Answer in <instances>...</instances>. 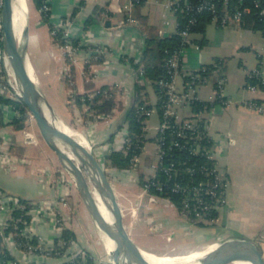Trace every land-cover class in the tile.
<instances>
[{
  "label": "crops",
  "instance_id": "1",
  "mask_svg": "<svg viewBox=\"0 0 264 264\" xmlns=\"http://www.w3.org/2000/svg\"><path fill=\"white\" fill-rule=\"evenodd\" d=\"M48 1L51 6L50 20L44 19L42 10L36 5L35 0H33L34 7L32 11L29 7V21L31 12H33L36 25L47 26L46 32L49 36L48 43L42 39L43 31L35 28L30 32L29 22L26 50L35 73L37 75L36 67L28 50L31 41L37 46L42 45V43L45 46H50V55L63 61L60 72L61 78L65 80L69 88L68 105L71 110V122L67 123L62 119L52 106L55 113L66 125L74 127L87 140L90 141L95 136L98 142L104 139L113 142L115 139L114 131L118 128L127 127L123 120L124 113H118L115 110L110 119L111 124L104 123V121H84L83 127H77L72 123L73 117L77 113L86 114V111H84L85 106L80 107L76 101L72 102L69 99L72 95L93 92L101 86L115 82H122L130 90H133L136 84V67L132 65L130 59H140L148 36L166 37L171 35L175 31V15L168 9L167 0H147L135 6L132 10L137 23L119 26L118 23L127 14L120 10L123 0ZM70 15H73L74 18V29L77 31V38L84 40L85 45H103L107 47L108 52L106 55L99 57L98 60L92 59L88 62L86 60V50L89 46H84V49L76 56L75 60L63 54L59 43L52 35V25L61 23L65 17ZM107 21H110V23L108 24ZM210 23H213L221 31H225L227 35L235 36L236 44L231 48L233 55L254 50L261 59L255 69L245 70L240 84L245 88V91L235 96L228 94L225 89L227 80L226 75L223 73L225 56L212 54L211 61L201 60L203 47L213 46L220 42L219 39L207 36L206 30L204 33L195 31L192 33V42L186 51L188 68L195 69L200 65L220 63L219 72H212L210 77L213 74H218V78L222 77L224 92L234 101L228 106H218L214 111L207 112L211 132L221 146L220 163L231 180L228 190L229 201L221 209L220 222L215 226L198 225L186 219L179 213L176 206L169 205L166 200L161 199L159 202H153L143 190L140 180V175L147 176L152 164L155 162L156 145L152 140L148 141L141 154L139 172L136 176L137 179H135L137 181L131 183L130 187L123 189L119 186L120 184L114 183L117 198L124 212L125 225L135 242L145 251L160 254L168 251L195 250L201 248L204 243L215 241L213 244H217L225 239L239 236L258 237L260 233L264 232V114L239 104V102L248 98L264 100V89L257 87L252 90L247 86V75L249 73L259 71L264 76V43L262 44L259 40L253 39V33L258 29L239 24L220 26L214 21ZM261 31L264 34V31ZM52 45L56 46L59 51L52 48ZM123 54L128 59L123 57ZM239 57L240 63H244L243 56L240 54ZM68 66L72 74L71 78L68 77L66 72ZM218 78L215 80L208 78V81L200 87V93L204 98L209 96ZM177 83L179 87H182L183 78L179 77ZM37 84L45 95L40 86V78ZM147 86H151V84ZM148 93L150 95L149 90ZM132 100L133 96L122 100V107L125 105L126 109ZM118 110L122 109L119 108ZM180 110L185 115L189 113L190 108L181 107ZM156 116L157 122L155 124L157 125L159 117ZM6 121H8L6 125L0 126V143L9 139L8 151L14 158L11 163H3L0 160V188L3 193L38 202L61 199L60 195L64 189L63 183H59L58 179L54 182L52 179L47 181L46 177L48 173L53 171H56L57 176H59V170L62 169V166L64 167L58 155L50 148L43 135L44 147H41L39 146V140L36 138L33 140V138L25 137L26 127L18 128L8 116ZM19 132L23 133L22 138L18 137ZM11 146L13 150L10 148ZM35 146L39 151L38 154L32 152ZM64 199L65 203H59L55 208L62 226L60 227L55 222L54 216L48 213L35 221L36 236H41L46 243H52L60 235L62 228H69L75 232L76 240L67 250L89 252L92 263L87 261L82 263L67 262L70 260L69 255L56 254L50 257L34 256L32 262L41 264H106L109 257L108 244L89 213L78 187H68ZM83 210L88 212L89 215L84 213ZM128 210L129 212H127ZM152 218L162 225L163 232L154 234L150 231V220ZM6 219L7 214L0 210V222ZM169 233L174 234L171 240L166 238ZM139 237L147 239L149 237H161L165 240V244H157V242L154 244L153 240L148 245H142L138 241ZM260 242L264 254V239ZM62 244L60 245L63 246ZM7 247L17 259L24 263H32L27 260L26 255L16 244L10 241L7 242Z\"/></svg>",
  "mask_w": 264,
  "mask_h": 264
},
{
  "label": "built area",
  "instance_id": "2",
  "mask_svg": "<svg viewBox=\"0 0 264 264\" xmlns=\"http://www.w3.org/2000/svg\"><path fill=\"white\" fill-rule=\"evenodd\" d=\"M147 0H123L121 9L126 12L120 22L119 26L126 25L128 23H137V19L133 16L132 10L139 3L145 2ZM245 1H249L255 7V12L259 14L264 19V0H167L168 9L175 15V32L181 37L182 45L179 49L175 50L167 59L166 67L169 75L165 78L159 79V84L163 88L166 100L160 106L163 110L162 114L159 113V109L156 105L147 108L140 106V114L143 116L145 137L142 147V152L146 148L148 141L152 140L156 145L155 152V162L152 164L150 172L145 176V183H142L143 190L150 193L151 195H156L164 199L170 200L178 209L179 213L195 221L196 223H202L203 225H213L218 223V215L212 214V212H219L222 207L228 204V190L230 186V177L227 172L222 171L219 167L218 153L221 150L219 141H217L209 125L207 112L214 111L218 106H228L234 101L230 99L224 92V81L222 77H219L217 83L211 89V93L207 98H204L200 93V87L207 82V79L200 75V71L205 69V65H200L199 67L192 69L188 68L186 64V51L188 44L191 43V29L197 23L198 16L203 12H211L214 17L213 21L220 26H228L232 24H243V17L246 12L251 8L243 5ZM4 0H0V95L4 97L11 98L13 100H20L21 90L19 88L16 76L8 64L6 54L3 46V28H2V8ZM49 1L46 0L41 8V10H50ZM183 14L187 17V21L184 25H180L179 15ZM59 29H62V39L59 43L60 49L63 54L75 60L76 56L82 52L85 43L84 40L77 38V31L74 29V18L72 15L63 19V21L52 28V35H57ZM75 39H78V43H75ZM87 58L86 60L90 62L92 59L97 57H102L108 52L107 47L91 46L87 48ZM125 57L126 55H122ZM127 58V57H125ZM128 59V58H127ZM216 68L213 72H219L220 63L215 62ZM67 75L71 78L70 67L67 68ZM259 72V71H255ZM185 76L189 79H185ZM183 78L182 87L178 86V78ZM135 79L136 83L140 85L150 84L149 78L145 75L142 66L135 68ZM110 88L102 89L98 88L93 92L83 93L81 100L90 99L92 102L96 93L103 91L104 95H111L116 92L117 101L125 100L130 98L135 94L134 89L130 90L122 82H115L110 84ZM250 89H256L255 85H248ZM211 101L215 102L214 105L209 109L199 108L194 109L196 101ZM71 101H75V96H71ZM118 104V102H117ZM239 104L248 107L251 110L257 111L264 114V100L260 101L257 98L245 99ZM88 105H92L88 103ZM188 107L190 111L188 114H182L180 108ZM0 109L8 117L18 116L19 110L15 105L3 103L0 100ZM90 109V108H88ZM100 116L105 117L107 114L101 113ZM152 115H158L159 122L156 127H149L148 118ZM68 127L76 132L75 137L79 140L83 139L84 144H88V140L77 130ZM154 129V130H152ZM115 139L112 142L113 148L123 149L127 151L132 143V137L129 134L128 127H125L118 135L115 133ZM170 137L167 140V137ZM213 140L210 145L207 143ZM81 141V140H80ZM173 147H179L181 149L188 150L192 155H201L211 160V164L197 165L195 163H188L187 160L183 161H171L167 167H163L164 171L171 177H183L188 174L193 177L197 172H201L207 176V180H202L199 183H194L189 181L188 183H181L182 180L176 181L171 185L173 192L182 193L181 203L179 207L173 202L170 197L159 195L154 193L153 188L163 191L164 183L152 179L156 175L157 168L164 160L165 155ZM9 139L0 143V160L3 163H11L14 156L8 151ZM96 154V153H95ZM142 154V153H141ZM141 154H135L131 158L130 166L127 168V172H130L133 179H137L132 173L139 172V166L141 163ZM97 155V154H96ZM101 164L104 166L111 180V177L116 178L115 172L109 170L108 167L104 165V161L100 159ZM112 181V180H111ZM113 182V181H112ZM66 190V189H65ZM65 192V193H64ZM64 198L67 191H64ZM62 196V201L65 203V199ZM60 201V200H59ZM57 201H46L43 200L39 202L36 206L28 209V213L31 215V219L27 220L21 216L16 218V227L18 223H23L21 228V234L28 241L36 236L35 232V221L37 218L51 213L54 216L55 222L61 227V220L56 213ZM16 207L26 208L24 203H20L19 198L15 195L0 194V210L7 214V219L0 222V235H5L4 227L8 223V219L13 216V210ZM219 214V213H218ZM15 233L10 232L9 235L4 236L5 244L7 242H12L16 244L19 248L20 245L16 242L14 238ZM37 243H27V249L23 250L28 261H33L34 256L50 257L52 255H69L70 259L75 258L79 252L75 251H56V245L54 242L46 243L41 236H37ZM10 250V249H9ZM112 250H108L109 257L107 258L106 264H117ZM10 251L9 256H12ZM36 263V262H32ZM0 264H24L20 259L9 257L8 259L1 256L0 251ZM41 264V263H37Z\"/></svg>",
  "mask_w": 264,
  "mask_h": 264
},
{
  "label": "trees",
  "instance_id": "3",
  "mask_svg": "<svg viewBox=\"0 0 264 264\" xmlns=\"http://www.w3.org/2000/svg\"><path fill=\"white\" fill-rule=\"evenodd\" d=\"M46 0H35L36 5L41 9L44 2ZM144 3V2H142ZM139 3L138 5L142 4ZM243 5L248 6L251 8L248 12L245 13L243 17V24L244 26H249L253 29H260L264 31V19L255 12V7L252 5L251 2L245 1ZM43 17L45 20H50L51 12L50 10L44 11L42 10ZM127 15V14H126ZM73 16V15H72ZM214 15L211 12H203L198 16L197 23L192 27L191 32H202L204 33L206 30V26L208 23L213 21ZM66 18V17H65ZM64 18V19H65ZM187 21V17L183 14L179 15V22L180 25H184ZM54 25H52L53 28ZM62 29H59L57 32V35L54 36L55 40L60 43L62 39ZM192 33H191V42H192ZM78 39H75V43H78ZM182 45L181 37L178 33L175 31L166 37H160L158 35H150L146 39V46L143 50L142 56L139 60H135L134 58L130 59V62L133 66L139 67L142 66L145 72V75L149 78L150 84L152 87H154L158 100L155 104H152L149 100V93L147 89V85H140L139 83L135 84L134 91L135 94L133 95V100L131 104L125 109L123 120L124 123L127 124L128 131L130 136L133 138L132 143L130 147L127 149V151H124L123 149H118L109 154V157L111 159V163L114 166H117L119 168H128L130 166L131 158L135 154H141L142 153V147L144 141L147 140L145 137V131H144V123H143V116L140 114V106H144L147 108H150L154 105H156L159 109V113L162 114L163 110L160 108V106L163 104V102L166 100V95L161 88L159 84V79L165 78L169 75L166 67V62L168 57L177 49H179ZM190 45V44H188ZM86 47H91L93 45H85ZM188 48V46H187ZM99 57L95 58L98 60ZM216 66L214 63L212 64H205V69L200 71V75L207 79L210 78L211 73L214 71ZM185 79H189V77L185 76ZM217 83V81H216ZM215 83V84H216ZM255 85L261 89H264V76L260 72H251L247 75V86ZM111 85H104L102 89L110 88ZM75 101L77 104L82 107L83 104L91 103L90 106L94 113L96 114H112L114 112V109L117 105V95L116 92L112 93L111 95H104V92L101 90L96 93L95 97L93 98L92 102L90 99L81 100L82 94H76ZM0 100L3 103L6 104H12L15 105L16 108L19 110L18 116L11 117V122L14 123L18 128H23L25 126L26 120L29 118V109L26 106L25 102L22 98L20 100H13L8 97H4L0 95ZM262 101V99H258ZM215 102L203 100V101H196L194 105V109L198 110L199 108L203 109H209L214 105ZM7 116L5 113L0 109V126H4L8 123L6 121ZM113 139V138H112ZM170 137H167V140H169ZM212 139L207 144L210 145L212 143ZM13 150V147H10ZM187 160L188 163H195L197 165L202 164H211V160L207 159L204 156L201 155H192L188 150L181 149L179 147H173L168 151V154L165 155L163 162L159 167L157 168L156 175L152 177V179L163 182L164 188L163 191H159L156 188H153V192L157 193L159 195L170 197V199L175 202L177 206H181V199H182V193L180 192H173L171 189V185L174 184L176 181H181V183L185 184L189 181H192L194 183H199L202 180H207V176L201 172H197L193 177H190L188 174H185L183 177H171L169 178L168 174L164 171L163 167H167L171 161H183ZM141 183H145V176L140 175ZM3 191L0 188V194H2ZM4 194V193H3ZM18 197V196H17ZM20 203H24L26 208L16 207L13 210V216L11 219H8L7 225L4 227V233L5 235H9L10 232L15 233L14 238L16 242L20 245V248L25 250L27 249V243H37L38 238L37 236H34L29 241L23 237V235L20 233L21 228L23 227V223H18V227H16V218L18 216H21L27 220L31 219V215L28 213V209L31 207L36 206L39 202L34 201L32 199H27L23 197H18ZM217 212H212L214 215H218ZM192 221V220H191ZM196 223L195 221H192ZM198 225H203L202 223H196ZM217 223L210 225L215 226ZM207 226V225H203ZM0 235V251L1 256L3 258L8 259L9 257L15 258L14 255L9 256L10 250L5 244L4 236ZM76 240V234L74 231H72L69 228H62V231L59 236L56 237L54 244L56 245V251H60L61 253L67 250L71 244ZM63 243V244H62ZM62 244L63 246H61ZM56 254V253H54ZM59 255V254H56ZM89 262L92 263V258L90 257L89 252H79L78 255L75 258L70 259L67 262L72 263H82V262ZM24 264H37V263H24Z\"/></svg>",
  "mask_w": 264,
  "mask_h": 264
},
{
  "label": "water",
  "instance_id": "4",
  "mask_svg": "<svg viewBox=\"0 0 264 264\" xmlns=\"http://www.w3.org/2000/svg\"><path fill=\"white\" fill-rule=\"evenodd\" d=\"M13 3L14 0H4L2 8L3 46L8 64L18 81L23 101L34 116L45 141L74 179L95 224L114 241L112 254L117 264H155L146 257L145 250L130 235L115 186L97 155L77 137L64 129H56L54 120L64 124L65 122L55 113L29 72L13 27ZM98 197L106 203L113 217L111 222L98 208ZM243 259L254 264H264L262 244L257 237L239 236L225 239L217 243L207 256L196 264H229Z\"/></svg>",
  "mask_w": 264,
  "mask_h": 264
},
{
  "label": "rangeland",
  "instance_id": "5",
  "mask_svg": "<svg viewBox=\"0 0 264 264\" xmlns=\"http://www.w3.org/2000/svg\"><path fill=\"white\" fill-rule=\"evenodd\" d=\"M28 4H29V7L32 11L33 7H34L33 0H28ZM29 22H30V32L35 30V28L43 31L44 34L42 36V39L45 40V42L49 43V36H47V32H46L47 26L36 25V20H35V17L33 15V12H31L30 21L28 19V25H29ZM28 27H27L26 32H28ZM206 35L211 37V38H214V39H219L220 42L217 44H214L213 46L203 47V49L201 50V60L202 61H211L212 60V58H211L212 54L225 56L224 64H223L224 65L223 73L226 75V79H227L226 83H225L226 92L228 94H232L235 96L240 95L241 93H243L245 91V88L242 85H240L241 80L245 74V70L246 69L247 70L255 69L257 67L258 63L261 62V59L257 56V54L254 50H251L250 52H247V53H245V52L240 53L244 58V63H240V59H239L240 54L233 55L231 52L232 46H234L236 44L235 36L227 35L225 31H221L220 29L216 28V26L213 23H209L207 25ZM253 39H257L263 44L264 43L263 32L259 29L256 30V32L253 33ZM20 42H21V44H23L24 40H21ZM52 48H55L57 51H59L56 46L52 45ZM49 49H50V46H48V45L45 46L44 43H42V45H40V46H37L32 41L28 46L30 56H31L32 61L36 67L37 75L40 78L41 88L44 90L47 99L50 101V103L55 108V110L60 115V117L62 119H64L67 123H70L71 122V110H70V107L68 105L69 88L67 87L65 80L63 78H61V72H60L61 68L63 66V61L58 60L56 58H53L50 55ZM263 63H264V57H263ZM217 78H218V74H215V75L213 74L210 77V80H215ZM101 87H103V86H101ZM101 87H99V88H101ZM147 89L150 92V95H149L150 102L152 104H155L158 96H157V93H156L154 87L147 86ZM69 101H71V97H70ZM117 102L121 106L119 104H118L119 106L116 105L118 107H116L114 109V111L116 110V111H118V113H124L125 105L122 107L121 103H123V101L121 100V98ZM84 103H85V104H83L85 106L84 111H86V114L83 115L81 113H79V114L77 113L73 117L72 123H74L77 127H83L84 121H87V122L104 121V123L111 124L110 119L112 118L111 116L113 113L107 114L105 117L100 116V115L94 113L95 111H93L92 109H88V108H91L90 105H88V103H86V102H84ZM127 105H129V104L127 103ZM119 108H121L122 110H118ZM156 122H157V116L156 115H152L151 117L148 118L149 127H156V124H155ZM24 127H26L25 137H29L30 139L33 138V140L36 138L40 142L39 146L44 147L42 133L39 129V126H38L34 116L31 114V112L29 113V118L26 120ZM71 128L75 129L74 127H71ZM123 129L118 128L114 132L117 133V135H118ZM22 136H23V133L19 132L18 137L22 138ZM104 140H100V142H98V140H96V137L94 136V139L92 138V139H90V141L88 140V144H86V146L89 147L94 153H96L100 157L101 160L104 161V165L106 167H108L109 170H111L112 172H115L114 174L116 175V178L111 177L113 184L114 183L118 184V185L120 184L119 186L122 189L130 187V184L135 183L137 180L135 181V179L132 178L130 172H127V168H119L117 166L112 165L109 154L111 152L115 151L116 149L113 148L112 142H110L109 140H106V139H104ZM32 150H29V151L35 152V154L39 153V151L37 150V146H35V149H32ZM217 156H218V160H219L220 169L222 171L226 172V170L222 168V165L220 163V152L218 153ZM132 174L134 176L137 175L136 172H133ZM57 175L58 174L56 173V171L48 173V176H46L47 181H49V179H52L54 182L58 179L59 183H63L64 189H63L60 197L62 198V196H63V198H64V193H65L64 191L68 192V187H70V188L77 187V185L65 167L62 166V169L59 170V176H57ZM230 183H231V180H230ZM145 193H147L149 195L150 199L153 202H159L162 199V200H166L169 205L175 206L170 200L164 199L162 197H159V196H156L153 194L151 195L150 193H148L146 191H145ZM46 201H52V200H46ZM53 201H57L58 204L63 202L62 199H60V198L54 199ZM221 209H220V211H221ZM83 211H84V213L89 215L88 212H85V210H83ZM220 211L218 214V219H219L218 222H220ZM127 212H129V210ZM81 214L83 215V213H81ZM88 218H90V216H88ZM188 220H190V219H188ZM150 226H151L150 231L154 234L163 232L162 225L158 221L154 220L153 218L150 220ZM100 233H101V231H100ZM102 234H103V232H102ZM173 235H174L173 233H169L168 235H166V238H168V240H171V239H173ZM257 238L259 240H263L264 239V232L260 233V235H258ZM138 241L142 245H148L149 243H151V241H153L154 244H156V242H157V244L158 243L165 244V240H163L161 237H149L148 239L145 237H141V238L139 237ZM214 242L204 243V245L201 248H206V247L210 246L211 244H213ZM160 245H156V246H160ZM190 251H192V250L187 249V251H168V252H164V254L165 253L166 254L184 253V252H190ZM231 264H234V262H232Z\"/></svg>",
  "mask_w": 264,
  "mask_h": 264
},
{
  "label": "bare ground",
  "instance_id": "6",
  "mask_svg": "<svg viewBox=\"0 0 264 264\" xmlns=\"http://www.w3.org/2000/svg\"><path fill=\"white\" fill-rule=\"evenodd\" d=\"M28 14H29V5L28 0H14L13 3V14H12V22L14 31L16 34V37L20 43L21 51L24 54L28 69L32 77L38 82L39 77H37L33 64L30 60V57L28 55V52L26 50V44H27V27H28ZM21 40H24V43L21 44ZM54 123L56 124V129H64L67 133L75 136L76 132L68 127V125L62 123L61 121L54 120ZM81 142L84 143L83 139H81ZM81 161V160H80ZM84 161V160H82ZM85 165L89 168V165L84 161ZM91 172L94 174V172L91 170ZM98 208L103 213V215L111 222L113 217L106 206V203L101 199V197H98ZM104 238L108 244L109 250L114 249V241L111 240L104 232H103ZM105 242V243H106ZM217 244H212L206 248H199L192 250L190 252H184V253H173V254H164V253H155L150 251H145L146 257L152 261L155 264H196L207 256L208 252L214 248ZM107 247V248H108ZM234 264H254L250 260H238L234 262Z\"/></svg>",
  "mask_w": 264,
  "mask_h": 264
}]
</instances>
